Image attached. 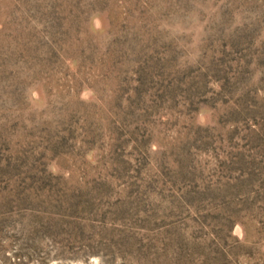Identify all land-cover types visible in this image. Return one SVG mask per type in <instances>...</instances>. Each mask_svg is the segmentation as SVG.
I'll list each match as a JSON object with an SVG mask.
<instances>
[{"label": "rangeland", "instance_id": "obj_1", "mask_svg": "<svg viewBox=\"0 0 264 264\" xmlns=\"http://www.w3.org/2000/svg\"><path fill=\"white\" fill-rule=\"evenodd\" d=\"M0 264H264V0H0Z\"/></svg>", "mask_w": 264, "mask_h": 264}]
</instances>
